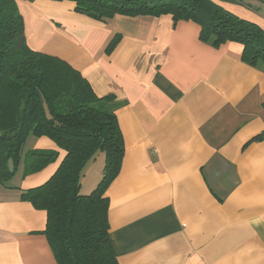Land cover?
<instances>
[{"label":"crops","instance_id":"crops-1","mask_svg":"<svg viewBox=\"0 0 264 264\" xmlns=\"http://www.w3.org/2000/svg\"><path fill=\"white\" fill-rule=\"evenodd\" d=\"M216 1L264 31V0ZM17 3L31 48L70 62L99 96H116L126 153L107 194L120 264H264V63L246 62L239 43L202 41L198 23L170 15L101 21L70 1ZM32 139L59 157L0 185V264H58L41 232L46 212L22 193L46 182L65 151ZM104 167L101 152L82 193Z\"/></svg>","mask_w":264,"mask_h":264},{"label":"trees","instance_id":"trees-1","mask_svg":"<svg viewBox=\"0 0 264 264\" xmlns=\"http://www.w3.org/2000/svg\"><path fill=\"white\" fill-rule=\"evenodd\" d=\"M34 1V0H29ZM75 3L77 12L105 21L117 15H170L194 21L200 39L219 48L243 45L250 65L264 63V31L216 0H55ZM115 38L107 48L114 49ZM116 96H99L67 60L31 48L17 0H0V185H8L23 158L29 135L47 136L65 151L55 173L22 198L47 215L41 231L58 264H120L110 234L108 190L122 170L126 144ZM264 107V104H263ZM105 154L101 180L81 192L89 162ZM24 175L56 161V150H32ZM26 156V157H28Z\"/></svg>","mask_w":264,"mask_h":264},{"label":"rangeland","instance_id":"rangeland-1","mask_svg":"<svg viewBox=\"0 0 264 264\" xmlns=\"http://www.w3.org/2000/svg\"><path fill=\"white\" fill-rule=\"evenodd\" d=\"M36 138H39L38 136H35ZM33 135H29L27 138H26V140H25V143H24V147H23V150H22V152H23V155H24V158H22V161H21V163H19L18 164V166H17V170H16V172L19 170V175L22 173V176H24V169H23V166L24 167H26V164H27V162H28V159H29V156H28V154L32 151V147H34L33 146V144H32V142H33ZM34 150V149H33ZM36 150V149H35ZM26 156H28V157H26ZM23 171V172H22ZM16 172H15V174H16ZM17 173V174H18ZM15 174L12 176V178L15 176ZM14 183V181H13V179H11L10 181H9V183Z\"/></svg>","mask_w":264,"mask_h":264}]
</instances>
